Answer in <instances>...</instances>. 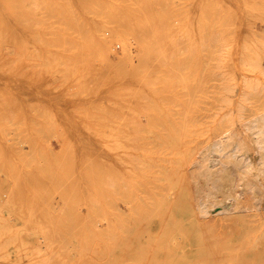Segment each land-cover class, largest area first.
Returning <instances> with one entry per match:
<instances>
[{"label":"rangeland","instance_id":"1","mask_svg":"<svg viewBox=\"0 0 264 264\" xmlns=\"http://www.w3.org/2000/svg\"><path fill=\"white\" fill-rule=\"evenodd\" d=\"M171 1L176 12L178 9L186 12L181 22L178 17L175 21V29H184L178 28L181 32L176 29L175 37L180 36L176 41L179 48L175 47L168 59L149 58L152 63L144 71L140 67L134 70L131 62L116 64L97 55L99 52L38 51L36 45L32 51H25L20 47L25 43L17 22L15 40L19 44L15 42L16 52L0 53V61L9 62L0 63V85L14 83L12 85L18 90L13 94L12 106L6 110V115L12 118L0 117V141H3L0 142V264H264V166L257 168L244 160L239 149L241 139L234 138L226 121L217 122L214 127L223 110L217 105L226 104L217 102L221 100L218 97L222 84L214 71V64L219 60L211 52L218 54L223 42L229 45L223 47L226 49L223 52H229L234 45V34L240 37V30L234 33L236 15L229 21L226 19L229 16L223 14L226 20L222 21L223 16L217 18L216 14L208 12L211 20L215 15L216 24L211 28L224 36L218 41L219 45L214 43L218 49L207 46L210 52L208 48L203 50L202 45L200 49L191 36L198 30L193 31L197 26L187 23L191 0ZM111 2L113 6L115 0ZM263 16L251 13L246 17L256 22L250 19V24V20L245 19L247 23L243 22L240 27L241 32H245L237 45L239 53L222 61L225 74L238 78L229 81L233 86L229 85L228 93L230 104L237 108L239 78L251 74L247 62L259 61L264 66ZM50 19L54 21L50 28L61 23L56 16ZM79 19L80 31L65 22L62 24L70 36L76 35V31L78 35L84 34V25ZM102 31L113 51L119 52L121 42L108 28L102 26ZM184 31L190 35L182 41ZM20 34L22 37L18 36ZM66 43L64 45L69 47V42ZM130 49L134 53L137 51L136 46ZM165 62H172L171 70L162 66ZM127 76H132V80L138 76L136 82L144 77L153 83L145 89L144 84L142 87V83L134 82L141 86V89L134 86L140 90L137 95L138 91L132 93L134 87L129 88L134 80L130 79V84L129 79H125ZM130 89L133 90L130 92ZM98 91L103 93L99 96ZM248 97L247 101H242L244 106L240 111L241 126L245 128L243 138L247 140L249 136L251 141L257 140L260 161L264 163V128H261L264 127V83L262 92ZM79 100L78 103L83 102L85 107H80ZM74 102L79 106H73ZM256 107L263 108L256 111ZM134 117L142 124H137ZM214 135L219 139L215 140ZM219 135L231 143H225L227 146L236 149L229 150L222 145ZM84 141L87 144L83 146ZM180 143L192 153L189 166L194 168L191 171L194 180L187 184V191L179 179ZM87 149H91V155ZM220 173L224 182L216 179L215 175ZM84 180L89 186L82 183ZM83 232L88 234L86 243L77 240ZM42 234L46 240L42 239ZM27 239L31 244H26Z\"/></svg>","mask_w":264,"mask_h":264},{"label":"bare ground","instance_id":"2","mask_svg":"<svg viewBox=\"0 0 264 264\" xmlns=\"http://www.w3.org/2000/svg\"><path fill=\"white\" fill-rule=\"evenodd\" d=\"M171 0H115V3L114 5L112 6V2L111 0H0V53L1 52H16L14 50H17L15 49V42L17 40H15V36H16V30L18 32V29H16V25H17V22L20 24L21 26V34L23 35V37L20 35L18 36H21L22 37V42L24 41L25 45H20V47H24L23 49H26L25 51H32L33 46H37L38 47V51H46V50H50V51H53V50H57V51H68L70 50L71 52L73 51H83V52H86V53H92V52H99V54L97 55H101L103 57H107V59L109 60H112L114 63L116 64H121L123 63V65L125 64V62H131L132 65H134V70L135 68L137 67H140L142 70L143 69H146L147 66L152 63V60H149V58L151 57H162V58H166L168 59L169 57H171V55L173 54V51H175V47L176 48H179L176 41L178 37H175V33H176V29H182L180 27L176 28L175 29V21H176V17L179 18V21L181 22L183 19H184V13L186 12H183L182 10L178 9L177 12L176 10L172 7L171 5ZM179 2V0H178ZM188 2L186 1V5ZM191 4V7L189 8V12H190V20L189 22L187 21L188 24H191L193 23V26H197L195 28H193V31L196 30V28H198V30L196 31V33L194 32V34H192L190 32V27L189 25L187 24L186 27L188 26L189 27V32L192 34V38L195 40V42L197 41V44L202 45L203 46V50H207V48L210 50V46H213V48H217L215 47L216 44L214 43H218L219 40H221L224 36L223 34L221 36H223L221 38V36L216 33L215 31L213 30H216V29H212L211 26L216 22L214 21V16L213 15V20L210 19V17H208V12L209 14L213 12V14H216V17L218 15H220L221 17L223 16H229V17H226V19L228 18V20L230 21L232 19V16L235 14L236 15V28L234 27L235 32H238V30H240L239 32L241 34L240 37L237 36L236 37V33L234 34L235 35V38L234 39V45L232 46V48L228 49V51L230 52H223V47L227 46L228 43H225L223 42V44H221L219 47V51H218V54L217 52L214 54V52H210L213 54V55H216V58H218V62L216 63V65L214 64L215 66V72L217 73V75H219L220 80L221 81V84H222V90L219 91L221 92V94L219 95L220 97H218L219 99L221 100H217V102H224L226 104V106L222 105V106H219V104L217 105L220 109L223 108L222 112H220V115H219V118H216V122L214 123V127L216 126V123L217 122H224L226 121V123L228 124V126H230L231 130L233 131V136L234 138L236 139H241V141L239 142V145L241 146L240 151L242 152V154L244 155V160H248V162L253 165L254 167H262L264 166V163L260 161V158L261 156L258 152V146H257V143L256 141H251L250 140V137L248 136L249 139H244L243 138V131H245V128L244 126H241V122L243 121L242 119L243 118H240L241 114H240V111H242V107L244 106V104L242 103L243 100H245L246 98L248 99L249 97V94H252V93H260L262 92V85L264 83V66L261 64V62H247V65L250 69V75H248L247 77H244L243 78H239L240 81V85H239V95H240V98H239V107H234L232 106L231 103V100H230V97H229V91H230V86H233L232 84H230V80L232 79H235L237 80L235 77H237L236 75H234L235 77L232 76H227V74H225V70H223V62L225 57L226 58H230L232 56L237 55L238 52V49L239 47H237L238 44H240V40L242 39L241 36L242 34L245 32H241L242 29H240L241 25L243 24V22H246L245 19L248 18V16L251 14V13H254L256 14L257 16L259 15H264V0H191L189 2ZM179 4V3H178ZM181 4V3H180ZM179 4V5H180ZM189 4V5H190ZM185 5V6H186ZM184 6V4L182 5V7ZM181 7V9H182ZM177 8V7H176ZM180 8V7H179ZM36 9L39 10L36 11ZM17 12L19 13V16H17ZM52 16H56L57 18H59L61 20V23H57V26H55L54 28H50V26H52L53 22L50 18ZM219 16V17H220ZM224 16L222 17V21L226 20L224 18ZM231 16V18H230ZM189 17V16H188ZM221 17L219 19H221ZM247 17V18H246ZM252 17V15H251ZM251 17H249L250 19H252ZM261 17V16H260ZM81 18V22L82 24L84 25L82 29L83 30V33L84 34H79V31L80 29L77 27L80 25V19ZM218 18V17H217ZM264 18V16L262 17ZM210 19V20H209ZM216 19V18H215ZM224 19V20H223ZM234 19V18H233ZM250 19H247L250 20ZM254 20V19H252ZM213 21V22H212ZM219 21V20H217ZM220 21V22H222ZM234 21V20H232ZM231 21V22H232ZM255 21V20H254ZM262 22V20H260ZM58 22V19L57 21ZM65 22V24H69L70 27L71 26H75L77 27L78 29H75V30H79V31H76L77 34L74 35V36H70L69 32L67 31L68 29H66V27L62 24ZM90 22V24L88 23ZM230 22V23H231ZM250 24H251V20L249 21ZM253 22V21H252ZM256 22V21H255ZM227 23V22H226ZM238 23V24H237ZM247 23V22H246ZM245 23V24H246ZM254 23V22H253ZM18 24V25H19ZM61 24V25H59ZM216 24V23H215ZM234 25V22L232 23ZM260 24V23H259ZM192 25V24H191ZM190 25V26H191ZM220 25L222 26L223 24L220 23ZM219 25V26H220ZM229 25V23H228ZM19 26V28H20ZM102 26L108 28L109 30H111V35L113 34V36L116 38V40H118L119 42H121L120 44L122 49L119 51V52H116V51H113V49L111 48L110 46V40H107L106 37H105V34L103 33L102 31ZM183 26V24H182ZM217 26V25H216ZM230 26V25H229ZM235 26V25H234ZM80 27V26H79ZM185 27V26H184ZM231 27V26H230ZM244 27V25H243ZM252 27V26H251ZM215 28V26H214ZM233 28V27H232ZM230 28V29H232ZM242 28V27H241ZM245 28V27H244ZM247 28V27H246ZM250 28V27H249ZM247 28V29H249ZM177 30V31H180V30ZM192 29V27H191ZM229 29V30H230ZM81 30V31H82ZM184 29H182L181 31H183ZM222 30V29H220ZM180 31V32H181ZM247 33H248V30H246ZM250 31V30H249ZM20 32V31H19ZM74 32V31H73ZM82 33V32H80ZM190 33L188 35H190ZM256 33V31H255ZM255 33H253L255 35ZM177 34V33H176ZM228 34V33H227ZM238 34V33H237ZM252 34V33H251ZM49 35H51L52 38L48 37ZM188 35L185 34V31L182 32L181 34V40L184 41V39L187 40L188 38ZM246 35V34H245ZM248 35V34H247ZM250 36V35H249ZM113 37V38H114ZM234 37V36H233ZM248 37V36H247ZM251 37V36H250ZM19 38V37H18ZM17 38V39H18ZM241 38V39H240ZM244 38V36H243ZM180 39V38H178ZM249 39V37H248ZM185 40V41H186ZM223 40V39H222ZM258 40V39H257ZM247 41V40H246ZM68 43L69 42V47H67V45H64L65 43ZM160 42H163L160 43ZM200 42V43H199ZM222 42V41H220ZM239 42V43H238ZM255 42V41H254ZM18 43V42H16ZM22 43V44H24ZM66 43V44H67ZM110 43V44H109ZM259 43H260V40H259ZM19 44V43H18ZM196 44V46H198ZM243 44V43H242ZM241 44V45H242ZM245 44V43H244ZM251 44V43H250ZM261 44V43H260ZM219 45V43L217 44ZM247 45V44H246ZM262 45V49L264 51V44H261ZM66 46V47H65ZM131 46H136V49L137 51L134 53V52H131ZM200 46V49H202ZM206 46V49H204V47ZM209 46V47H207ZM229 46V45H228ZM259 46V45H258ZM257 46V48H258ZM18 47V48H20ZM252 47H253V43H252ZM198 48V47H197ZM256 48V47H255ZM254 48V49H255ZM260 48V49H261ZM22 48H20V50H23ZM250 49V48H249ZM261 49V51H262ZM202 50V51H203ZM233 50V51H232ZM241 50V49H240ZM197 51H200L201 50H198ZM262 51V52H263ZM188 53H190V49H188L187 51ZM220 52V53H219ZM22 53V52H21ZM101 53V54H100ZM134 53V54H132ZM206 55H207V52H204ZM210 53V54H211ZM9 54V53H7ZM12 54V53H11ZM244 54V52L242 53ZM4 55V54H3ZM10 55V54H9ZM93 55V54H92ZM258 55V54H257ZM5 56V55H4ZM8 56V55H7ZM90 56V55H89ZM205 56V55H204ZM2 57V56H1ZM212 57V56H211ZM236 57V56H235ZM238 57H240L238 55ZM237 57V58H238ZM18 58V57H17ZM88 58V57H87ZM98 59V58H97ZM213 59V57H212ZM9 60V59H8ZM100 60V59H99ZM156 60V59H155ZM242 60V59H241ZM82 61V60H81ZM108 61V60H107ZM103 62V60H102ZM111 62V61H110ZM159 63V61H157ZM0 63H3V64H6L7 61H0ZM9 63V62H8ZM7 63V64H8ZM82 63V62H81ZM34 65V64H32ZM94 65V64H93ZM114 65V64H113ZM126 65V64H125ZM232 65V63H231ZM241 64H239L240 66ZM246 65V64H245ZM20 66V65H19ZM115 66V65H114ZM162 66H164L166 69H170L172 68V62H165V63H162ZM211 65V67H214ZM10 67V66H9ZM31 67V66H30ZM126 67V66H125ZM210 66H208L209 68ZM243 67H246V66H243ZM12 68V67H11ZM36 68V67H35ZM207 68V69H208ZM238 68V67H237ZM31 69V68H30ZM133 69V66L131 68V70ZM211 69V68H209ZM226 69V68H225ZM129 70V71H131ZM171 70V69H170ZM232 70V69H231ZM6 71V70H5ZM24 71V70H23ZM36 71V70H35ZM113 71V70H111ZM144 71V70H143ZM169 71V70H168ZM228 71V70H227ZM11 72V70H10ZM17 72V70H16ZM37 72V71H36ZM90 72V71H89ZM170 72V71H169ZM249 72V71H248ZM29 73V72H28ZM26 73V74H28ZM119 73V71H118ZM6 74V73H5ZM14 74V73H12ZM23 74V72H22ZM21 74V75H22ZM129 74V73H128ZM145 74V73H144ZM149 73L146 74V78H147V75ZM7 75V74H6ZM30 75V74H29ZM39 75V74H37ZM129 76V75H128ZM125 77V79L128 78ZM139 76V75H138ZM136 76V77H138ZM48 77V76H47ZM132 77V76H130ZM128 78V81L130 84V79L131 81H133V85H131L129 88H133L134 86L136 88H139L141 89V86L144 84V88L147 87L150 83H153L152 80H149V79H143L144 77H142L141 80H137L138 82H136L135 78L132 80V78ZM169 77V76H168ZM218 77V78H219ZM29 78V77H28ZM34 79V78H33ZM121 79V78H120ZM120 79L118 80L120 82ZM123 79V78H122ZM4 80V79H3ZM22 80V79H21ZM28 80V79H27ZM30 80V79H29ZM1 81V80H0ZM117 81V82H118ZM123 81V80H122ZM124 81V83L126 82ZM234 81V80H233ZM17 82V80H16ZM21 82V81H20ZM116 82V81H115ZM118 82V84H119ZM134 82L138 83L139 85L141 84V86H138L134 85ZM236 82H239V81H236ZM235 82V83H236ZM234 83V84H235ZM14 84V83H12ZM11 83H8V82H3L1 85H0V91H1V96H0V117L1 118H5V117H9V118H12V116H8L6 115V110H8V106L10 105V107L12 106V100L14 99L13 98V94L15 93V91H18L16 90V86H13ZM23 84V83H22ZM30 84V83H29ZM38 84V83H37ZM41 84V83H40ZM117 84V83H116ZM123 84V83H121ZM32 85V84H31ZM113 85V84H112ZM123 85H126V84H123ZM238 85V84H237ZM116 86V85H115ZM128 86V85H127ZM134 87V91H132L130 89V92L132 91V93H135L137 95H139L138 93L140 92V90H136ZM143 87V86H142ZM219 87V89H220ZM57 88V87H56ZM55 88V89H56ZM18 89V88H17ZM102 89V88H100ZM146 89V88H145ZM149 89V88H148ZM103 91V90H102ZM260 91V92H259ZM99 92V91H98ZM106 92V91H105ZM103 93V92H102ZM99 92V96L102 94ZM68 94V93H67ZM75 94V93H74ZM145 94V93H144ZM155 94V93H154ZM238 94V93H237ZM19 95V94H18ZM43 95V94H42ZM142 95V94H141ZM256 95V94H255ZM65 96V95H64ZM96 96V95H95ZM104 96V95H103ZM252 96V95H251ZM47 97V96H46ZM98 97V94L97 96ZM95 97V98H96ZM102 97V96H101ZM133 97H136L134 96L133 94ZM213 97V96H212ZM256 97V96H255ZM262 97V96H261ZM28 98V97H27ZM44 98V97H43ZM49 98V97H48ZM77 98V97H76ZM137 98V97H136ZM217 98V99H218ZM97 99V98H96ZM100 99V97L98 98ZM193 99V98H191ZM246 99V101H247ZM58 100V99H57ZM78 100V99H77ZM187 100V99H186ZM82 101V100H81ZM93 101V100H92ZM193 101V100H191ZM190 101V102H191ZM73 102V101H72ZM71 102V103H72ZM80 102L77 101V103ZM76 102H74V104H72L73 106H79L78 104H80V107H85L84 103L82 106V103H78L77 104ZM152 103V101H151ZM189 103V100L188 102ZM206 103V102H205ZM250 103V102H249ZM69 104V103H68ZM76 104V105H75ZM153 104V103H152ZM237 104V103H236ZM248 104V103H247ZM54 106V105H53ZM71 106V104H70ZM148 106V105H147ZM184 106V105H183ZM188 106V104L186 105V107ZM236 106V105H235ZM258 106V105H257ZM260 106V105H259ZM258 106V107H259ZM262 106V105H261ZM216 107V106H214ZM65 108V107H63ZM69 108V107H68ZM263 108V107H260L259 110ZM10 109V108H9ZM187 109V108H185ZM202 109V108H201ZM256 111L258 110L257 107L255 108ZM264 109V108H263ZM258 110V111H259ZM66 111V110H65ZM187 111V110H186ZM221 111V110H220ZM62 112V111H61ZM68 112V111H67ZM66 112V113H67ZM183 112V110H182ZM200 113V112H199ZM260 113V112H259ZM263 113V111H262ZM184 114V113H183ZM264 114V113H263ZM196 115V114H195ZM204 115V114H203ZM261 115V114H260ZM76 116V115H75ZM80 116V115H78ZM133 116V115H132ZM186 116V114L184 115ZM214 116V115H212ZM142 117V116H141ZM264 117V116H263ZM76 118V117H75ZM197 118V117H196ZM215 118V117H214ZM256 118V117H255ZM67 119V118H66ZM72 119V117H71ZM78 119V118H77ZM76 119V120H77ZM87 119V118H86ZM85 119V120H86ZM117 119V118H116ZM202 119V118H201ZM257 119V118H256ZM59 121H61V118H58ZM70 120V118L68 119ZM67 120V123L69 122ZM88 120V119H87ZM90 120V118H89ZM93 120V119H91ZM95 120V119H94ZM132 120V119H131ZM134 120L135 122L136 119L134 117ZM183 120H185L186 122V119L184 118ZM224 120V121H223ZM25 121V120H24ZM84 121V120H83ZM195 121V120H194ZM208 121V120H207ZM248 121V120H247ZM256 121V120H255ZM62 122V121H61ZM59 122V124H61L62 126V123ZM74 121H72V124H73ZM87 122V121H86ZM100 122V121H99ZM134 122V121H133ZM143 122V121H142ZM146 122V121H145ZM254 122V120L252 121ZM252 122L250 121V123L252 124ZM260 122V121H259ZM26 123V122H25ZM57 123V122H56ZM80 122H78L79 124ZM90 123V121L88 122ZM140 123L139 121L137 122V124ZM193 123V122H192ZM205 123V122H204ZM210 123V122H209ZM262 125H263V122H260ZM70 124V123H69ZM77 124V122L75 123ZM93 123H91L90 125H92ZM142 123H140L141 125ZM64 125V124H63ZM183 125V124H182ZM224 125V124H223ZM247 125V124H246ZM260 125V124H259ZM69 126V125H68ZM66 126V127H68ZM251 126V129H253L252 125ZM254 126V125H253ZM264 126V125H263ZM70 127H73L72 125ZM79 127V125L77 126ZM96 127V126H95ZM222 127V126H221ZM223 127H226V126H223ZM89 128V127H88ZM88 128L86 130H88ZM261 128H264V127H261ZM66 129V128H65ZM72 129V128H70ZM74 129V128H73ZM72 129V130H73ZM69 130V129H67ZM185 130V128H184ZM190 130V129H189ZM230 130V131H231ZM250 130V129H249ZM89 131V130H88ZM182 131H183V128H182ZM222 131V130H221ZM261 131V130H260ZM259 131V133H260ZM79 132V131H78ZM214 132V131H213ZM223 132V131H222ZM258 132V131H257ZM263 132V129L262 131ZM183 132H181L180 134H182ZM211 133V132H210ZM216 132H214L215 134ZM245 133V132H244ZM264 133V132H263ZM81 134V132L79 133ZM78 134V135H79ZM85 132L83 133V138L86 139V137L84 136ZM89 135L91 133H88ZM224 134V132H223ZM227 134V133H226ZM225 134V136H226ZM252 134V133H251ZM96 135V134H95ZM181 135H180V138H181ZM256 135V134H255ZM258 135V134H257ZM262 135V134H261ZM74 136V134H73ZM82 136V135H80ZM93 136V135H92ZM210 136V135H209ZM213 136V135H212ZM220 136V135H219ZM225 136L223 137L224 139H221L222 137L220 136V139H221V142H222V145L223 144H231L229 141L226 142V139H225ZM254 136V135H253ZM79 137V136H78ZM94 137V136H93ZM136 138V134L134 136ZM187 137V135H186ZM258 137V136H257ZM256 137V139H257ZM261 137V136H260ZM82 138V139H83ZM96 137H94L95 139ZM98 138V137H97ZM101 138V137H100ZM99 138V139H100ZM121 138V137H120ZM132 138V137H131ZM130 138V139H131ZM219 139L217 136L214 135V139L216 140ZM228 138V137H227ZM80 140V138H78ZM92 139V138H91ZM137 139V138H136ZM209 139H212L211 137ZM254 139V138H253ZM36 140V138H35ZM108 140V139H107ZM133 140V139H132ZM179 141L181 139H178ZM185 140V139H184ZM225 141L223 143V141ZM42 141V140H41ZM81 141V140H80ZM79 141V142H80ZM83 141V140H82ZM82 141L80 143H82ZM89 141V140H88ZM101 141H102V138H101ZM100 141V142H101ZM214 141V140H213ZM0 142L3 143V141L1 140ZM39 142V141H38ZM77 142V143H79ZM92 142V141H91ZM90 142V143H91ZM94 142V141H93ZM98 142V140H97ZM96 142V143H97ZM103 142V141H102ZM101 142V143H102ZM218 142V141H217ZM79 143V144H80ZM86 142L84 141L83 143V146ZM89 143V142H88ZM95 143V144H96ZM100 143V145H101ZM113 143V142H112ZM188 143V141H187ZM203 143V142H202ZM38 144V143H37ZM36 144V145H37ZM87 144V143H86ZM103 144V143H102ZM111 144V143H109ZM115 144V143H114ZM112 144V145H114ZM162 144V142H161ZM198 144H200L198 142ZM219 144H220V141H219ZM225 144V146L228 148H230L229 146H227ZM228 144V145H229ZM4 145V144H3ZM2 145V146H3ZM45 145V144H44ZM90 145V144H88ZM93 145V144H91ZM90 145V147H92ZM111 145V146H112ZM120 145V143H119ZM122 145V144H121ZM197 145V144H196ZM210 145V144H209ZM217 145V143H216ZM215 145V146H216ZM221 145V146H222ZM237 145V146H239ZM82 146V147H83ZM102 146V145H101ZM134 146V145H133ZM179 146L181 147L182 151H180L181 153V156H180V175H179V179L181 181V183L183 185H185V190L187 191V184H189L191 182V180L193 181L194 180V176H192V170L194 169L193 167H190V148H186V149H183V145H181V143L179 144ZM214 146V144H213ZM218 146V145H217ZM36 147V146H35ZM45 147V146H44ZM86 147V146H85ZM89 147V146H87ZM94 147V145H93ZM103 147V146H102ZM122 147V146H121ZM127 147V146H125ZM136 147V150H137V147L138 146H135ZM179 147V148H180ZM198 147V146H197ZM209 147V146H208ZM212 147V145H211ZM222 147H220L222 150H225L226 149ZM234 147V146H233ZM236 147V146H235ZM3 148V147H2ZM79 148V147H78ZM97 148V144H96V147H94V149ZM101 148V147H100ZM128 148V147H127ZM167 148V147H166ZM213 148V147H212ZM82 149V148H80ZM84 149V147H83ZM135 149V148H134ZM194 149V148H193ZM236 149V148H235ZM234 148H230L229 150H235ZM46 150V149H45ZM88 150V149H87ZM100 150V149H99ZM192 150V149H191ZM201 150V149H200ZM208 150V149H207ZM212 150V149H211ZM222 150H218L217 151H222ZM5 151V150H4ZM83 151V150H81ZM80 151V152H81ZM85 151V150H84ZM89 152L91 151V149L88 150ZM96 151V150H94ZM103 151V149H102ZM119 151V150H118ZM121 151V150H120ZM169 151V150H168ZM239 151V150H238ZM92 152V151H91ZM91 152H90V155H91ZM100 152V151H99ZM111 152V151H110ZM138 152V151H137ZM85 153V152H84ZM98 153V152H97ZM102 153V152H100ZM119 153V152H118ZM135 153V152H134ZM198 153V152H197ZM201 153V152H200ZM208 153V152H207ZM95 154V153H94ZM99 154V153H98ZM107 154V153H105ZM110 154V153H109ZM192 154V153H191ZM97 155V154H95ZM94 155V156H95ZM103 155V154H102ZM131 155V154H130ZM173 155V154H172ZM93 156V155H92ZM94 156L92 158H94ZM112 156V155H111ZM114 156V155H113ZM136 156V155H135ZM175 156V155H174ZM97 157V156H96ZM152 157V156H151ZM108 155H107V159H108ZM133 158V157H132ZM160 158V157H159ZM158 158V159H159ZM175 158V157H174ZM115 159V157H114ZM136 159V158H135ZM133 159V161L135 160ZM139 159V158H138ZM215 160V158H214ZM109 161V160H108ZM136 161V160H135ZM102 162V161H101ZM100 162V163H101ZM113 164V160L111 161ZM95 163V162H94ZM110 163V162H109ZM136 163V162H135ZM96 164V163H95ZM117 164V163H115ZM80 165V164H78ZM109 165V164H108ZM118 165V164H117ZM127 165V164H126ZM124 165V166H126ZM76 166V165H74ZM121 166H123L121 164ZM159 166V165H157ZM83 167V166H82ZM96 167V165H95ZM113 167V166H112ZM118 167V166H117ZM120 167V166H119ZM131 167V165H130ZM162 167V166H161ZM164 167V165H163ZM179 167V166H178ZM257 167V168H259ZM79 168V167H78ZM77 168V169H78ZM86 168V167H84ZM132 168H135L134 165H132ZM80 169V168H79ZM120 169V168H118ZM122 169V168H121ZM196 169L199 170V167L196 166ZM83 170V169H82ZM92 171V170H91ZM173 171V169H172ZM82 171H80L81 173ZM79 173V171L77 172V174ZM88 173V172H87ZM172 173V172H170ZM83 172L81 173V176H82ZM85 174V173H84ZM94 174V173H92ZM200 173H197L196 175H198ZM89 175V174H88ZM178 175V174H177ZM87 176V175H86ZM216 176V179L221 181V182H224L222 176L223 174L220 173L218 175H215ZM95 177V176H94ZM108 177V176H107ZM84 178H87L84 176ZM109 178V177H108ZM160 178V177H159ZM174 178V177H173ZM88 179V178H87ZM86 179V181H88ZM96 179V178H95ZM92 180V179H91ZM90 180V181H91ZM94 180V179H93ZM99 180V179H98ZM85 180L82 181V183L84 184H87L88 183L86 182ZM89 181V183H90ZM102 181V180H101ZM112 182V180H111ZM95 183V182H94ZM107 183V181H106ZM105 183V184H106ZM92 184V183H91ZM111 184V183H109ZM108 185V184H106ZM191 185V184H190ZM83 186V185H82ZM80 186V187H82ZM93 186V185H91ZM103 186V185H102ZM157 186V185H156ZM84 187V189L86 188ZM94 187V186H93ZM109 187V186H108ZM157 188V187H156ZM96 189V188H95ZM112 189V188H111ZM110 189V190H111ZM85 190H88V189H85ZM91 189L89 188L88 191H90ZM146 192V191H145ZM86 193V192H85ZM87 194V193H86ZM85 194V195H86ZM112 194V193H111ZM150 194V193H149ZM188 194V193H187ZM90 196V194H89ZM87 197V195H86ZM95 197V196H94ZM100 197V196H99ZM84 198V197H83ZM108 198V197H107ZM87 199V198H86ZM86 199H84V201H86ZM96 199L99 200V198L96 197ZM152 200V198H150ZM191 199V198H190ZM81 200V199H80ZM98 200L96 201H93L94 203H96ZM25 201V200H24ZM83 201V199H82ZM144 201V200H143ZM154 201V200H153ZM88 202V201H87ZM86 202V203H87ZM99 202H101L99 200ZM84 203V202H83ZM84 203V204H86ZM81 204V203H80ZM102 204V203H101ZM146 204V203H145ZM95 205V204H94ZM89 206V205H88ZM102 206V205H101ZM87 207V205H86ZM107 207V206H106ZM170 207V206H169ZM84 213V211L82 212V214ZM165 214V213H164ZM90 233V236L91 235V232L88 231ZM52 233V231H51ZM45 235V233H43ZM42 234V239L43 240H46L45 237L43 236ZM49 235V234H47ZM60 235V234H59ZM58 235V237H60ZM46 236V235H45ZM50 236V235H49ZM48 236V237H49ZM53 237V236H52ZM50 237V238H52ZM87 237H88V234L87 232H83L78 238V242H81V243H86L87 242ZM58 239V238H57ZM57 239H54L55 241H57ZM61 239V238H59ZM83 239V240H82ZM53 240V239H52ZM51 240V242H52ZM24 243V242H23ZM48 243V242H47ZM54 243V241L52 242V244ZM80 243V244H81ZM26 244H31L30 240L27 239L26 241ZM51 244V243H49ZM21 245V244H20Z\"/></svg>","mask_w":264,"mask_h":264}]
</instances>
